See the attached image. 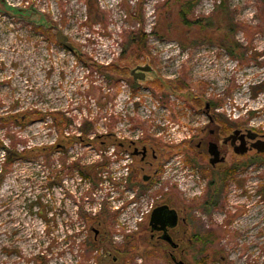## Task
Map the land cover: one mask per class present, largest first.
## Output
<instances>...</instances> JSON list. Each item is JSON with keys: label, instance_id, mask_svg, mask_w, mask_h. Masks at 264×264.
Wrapping results in <instances>:
<instances>
[{"label": "rangeland", "instance_id": "1", "mask_svg": "<svg viewBox=\"0 0 264 264\" xmlns=\"http://www.w3.org/2000/svg\"><path fill=\"white\" fill-rule=\"evenodd\" d=\"M141 30L143 48L125 52L126 33ZM139 66L152 68L143 81ZM207 102L264 135V0H0V264H110L120 246L141 258L151 245L139 204L124 209L137 196L123 195L132 158L119 147L156 142L154 192L169 195L182 169L179 191L201 198L185 142ZM13 140L29 155L8 166ZM255 162L248 200L231 185L228 209L201 218L218 225L210 264H264V157Z\"/></svg>", "mask_w": 264, "mask_h": 264}, {"label": "flooded vegetation", "instance_id": "2", "mask_svg": "<svg viewBox=\"0 0 264 264\" xmlns=\"http://www.w3.org/2000/svg\"><path fill=\"white\" fill-rule=\"evenodd\" d=\"M36 28L45 38L50 32L46 20L36 23ZM58 35L54 37L57 41ZM53 36L55 35H50ZM216 111H219L216 103L207 102L203 115L198 117L202 122L195 125L198 128H191V132L186 136L188 152L185 156L184 173L187 178L192 179L196 173L198 176L195 179L199 178L204 182L199 192L201 198L186 193L184 196L179 191L176 178L180 179L182 169L181 173L168 183L171 188L165 187L170 191L169 195L154 192L159 183V175L163 171V166L154 165L158 158L157 145L153 144L156 142H131L127 146L120 145V150L130 153L132 158L124 177L127 189L123 186L125 190L123 195L127 196L132 192L137 196L126 200L123 203L124 209L139 204L137 209L143 215L140 230L145 233L144 241L151 246L150 250H145L141 254V258H121V255L125 254V248L120 246L118 250L120 257L115 256L110 264H210L208 246H216L219 240L218 225L212 224L211 221L208 227H204L201 218L211 220L221 209L223 211L228 209V207L223 209V206L231 185L242 186L241 193L248 200L246 189L249 170L254 168L258 157H264V152H259L256 148L259 141H264L263 134L244 129L237 121ZM25 121L26 117L18 122L13 116L15 124L17 122L24 124ZM15 141L17 140H13L12 148L7 150L8 166L14 165L15 160L25 158L28 153L26 147L20 150L15 148L25 141ZM118 157L120 156H115ZM135 159H138V167H133ZM240 175L242 180H239ZM189 186L192 188L188 182L187 187ZM242 209L245 210V207L239 211ZM153 213L158 217L157 221L151 224ZM95 234L97 236L98 231ZM126 248L131 251L130 246ZM132 250L134 251V248Z\"/></svg>", "mask_w": 264, "mask_h": 264}, {"label": "trees", "instance_id": "3", "mask_svg": "<svg viewBox=\"0 0 264 264\" xmlns=\"http://www.w3.org/2000/svg\"><path fill=\"white\" fill-rule=\"evenodd\" d=\"M146 35L144 34V31L141 30V32H131V31H128L125 35V44H126V47H125V52L128 51L129 53H131L132 51H134L135 49H138V50H141L143 48V46L145 45L146 43ZM124 52V53H125ZM101 70L103 72H117V68L112 67V65L106 67V68H101ZM183 88V86H182ZM217 106V105H216ZM91 127V125H90ZM90 129V128H89ZM89 129L88 130H85V133H83L84 135L87 134L89 132ZM106 168V164L104 166H100V170H103ZM105 212V211H104ZM92 219H96V218H92ZM91 245V243H90ZM91 248H95L96 245L94 244V242H92V245L90 246Z\"/></svg>", "mask_w": 264, "mask_h": 264}, {"label": "water", "instance_id": "4", "mask_svg": "<svg viewBox=\"0 0 264 264\" xmlns=\"http://www.w3.org/2000/svg\"><path fill=\"white\" fill-rule=\"evenodd\" d=\"M58 41L60 43H64L65 42V38L64 36L59 33L58 35ZM67 47H71V45L69 43H65ZM152 70V68L150 66H143V67H138L137 69L133 70L132 71V76H133V79L134 80H145V74L147 72H150ZM255 137V136H253ZM256 148L259 152H264V141H259L258 144L256 145ZM158 217L156 215V213H153L152 214V217H151V224L154 222V221H157V218Z\"/></svg>", "mask_w": 264, "mask_h": 264}]
</instances>
